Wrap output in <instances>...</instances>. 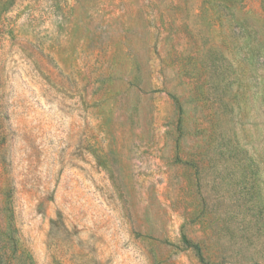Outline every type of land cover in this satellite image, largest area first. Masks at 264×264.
<instances>
[{
	"label": "rangeland",
	"instance_id": "obj_1",
	"mask_svg": "<svg viewBox=\"0 0 264 264\" xmlns=\"http://www.w3.org/2000/svg\"><path fill=\"white\" fill-rule=\"evenodd\" d=\"M0 264H264V0H0Z\"/></svg>",
	"mask_w": 264,
	"mask_h": 264
}]
</instances>
